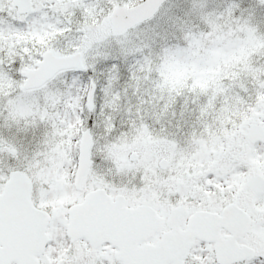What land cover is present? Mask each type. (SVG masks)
I'll use <instances>...</instances> for the list:
<instances>
[{
  "label": "snow or ice",
  "instance_id": "6c2138e0",
  "mask_svg": "<svg viewBox=\"0 0 264 264\" xmlns=\"http://www.w3.org/2000/svg\"><path fill=\"white\" fill-rule=\"evenodd\" d=\"M0 264H264V0H0Z\"/></svg>",
  "mask_w": 264,
  "mask_h": 264
}]
</instances>
